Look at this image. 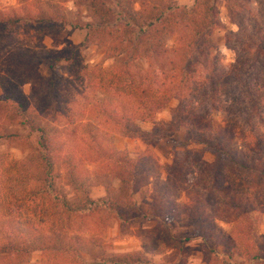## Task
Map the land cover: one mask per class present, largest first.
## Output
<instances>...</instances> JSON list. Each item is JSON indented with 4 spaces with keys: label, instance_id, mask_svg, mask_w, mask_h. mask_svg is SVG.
Masks as SVG:
<instances>
[{
    "label": "trees",
    "instance_id": "obj_1",
    "mask_svg": "<svg viewBox=\"0 0 264 264\" xmlns=\"http://www.w3.org/2000/svg\"><path fill=\"white\" fill-rule=\"evenodd\" d=\"M24 1L19 9L0 10V125L18 120L37 135V174L0 187V264H22L34 250L65 264H81L82 233L103 228V222L91 224L94 217H113L120 225L149 217L155 221L153 240L144 250H175L173 264H185L188 238H176L169 225L180 214L189 219L192 236L202 240L206 264H234L236 253L250 264H264L254 214L264 207V29L255 36L250 32L242 15L245 0H223L238 28L226 41L239 44L231 47L236 59L226 65L218 64L209 40L220 25L217 0H192L190 5L78 0L88 18L83 43L101 46L114 60L109 69L85 65L80 46L66 54L46 49L44 33H60L67 16L50 0ZM44 63L47 74L39 72ZM26 82L38 103L35 109L21 89ZM98 92L113 100L98 98ZM171 99L177 104L169 122L155 121V113ZM213 113L221 114L219 125ZM91 114L92 120L86 118ZM145 119L153 123L148 131L137 124ZM179 127L185 130L182 150L174 154L165 178L148 146L131 157L108 140L109 132L116 131L130 138L151 137V143L167 139L162 128ZM1 129L0 139L5 136ZM71 141L82 149L70 150ZM192 144L201 150L191 149ZM205 152L210 161L204 160ZM57 162L75 190V202L55 185ZM110 176L119 181L117 189ZM89 178L101 180L87 183ZM149 180L146 214L135 194ZM97 184L105 194L92 198L89 189ZM175 184L184 194L182 204L172 197ZM217 219L233 224L229 235L220 231ZM104 262L155 264L141 251Z\"/></svg>",
    "mask_w": 264,
    "mask_h": 264
},
{
    "label": "rangeland",
    "instance_id": "obj_2",
    "mask_svg": "<svg viewBox=\"0 0 264 264\" xmlns=\"http://www.w3.org/2000/svg\"><path fill=\"white\" fill-rule=\"evenodd\" d=\"M62 7V11L67 16L68 24L60 33L45 32L43 37V44L46 49L53 50L58 53L66 54L74 47H81L82 60L88 67L100 66L104 69L112 68L114 60L107 58L104 49L95 43H83L85 30L83 25L88 21L86 11L78 0H50ZM148 4H158V0H142ZM180 5H190L192 0H174ZM24 4V0H0V10L7 8L19 9ZM219 10L220 25L216 28L209 37L212 53L216 56L219 65H226L233 62L237 57V52L231 47H239L235 41L231 42L232 46L228 45L226 36L230 32H237L238 28L234 24L224 7L223 0L216 1ZM138 7V4L135 5ZM245 10L242 15L247 20L246 24L250 32L255 36L258 31L264 29V0H245ZM234 45V46H233ZM143 66V65H142ZM144 67V66H143ZM39 72L47 74L48 64L44 63L40 66ZM249 73H257L258 70L249 69ZM23 93L29 99L31 106L35 109L38 106L37 101L33 98L31 93V84L26 82L21 87ZM2 91L0 88V97ZM97 97L112 101L113 97L105 93H97ZM177 100L171 99L168 105L159 110L154 115L155 121H163L165 123L170 120V112L176 106ZM90 113V112H89ZM91 120L94 114L86 116ZM212 120L215 125L221 123V114L213 113ZM138 126L148 131L152 129L153 123L151 120L145 119L138 121ZM2 127V129H1ZM0 129L4 130L5 136L0 139V187L2 185H9L10 187L17 181H27L29 177H34L37 174L35 163L38 156L37 152V135L32 132L24 123L18 120L6 119L1 125ZM158 129V127H157ZM160 132L167 134V139H160L151 142V137L137 136L126 137L116 131H110L108 140L113 143L117 150H127L131 157L149 147L155 159L160 163V176L165 178L167 176V167L172 162L174 154L180 153L182 146L180 142L184 137V128H177L176 130H169L162 128ZM14 133V134H11ZM72 139V138H71ZM74 142V141H73ZM70 142L68 145L70 150L78 151L82 149L81 145ZM191 149L200 151L202 146L200 144H192ZM72 152V151H70ZM180 156V154H179ZM204 160L210 161L211 155L208 152L204 154ZM90 164L85 163L84 167L91 169ZM36 173V174H35ZM187 174V172L185 173ZM54 182L57 189L64 193L69 201H76V193L71 185L68 184L64 167L60 162H57L53 170ZM111 186L115 189L119 186L117 178L108 177ZM101 180V179H100ZM88 179L89 182L99 183V181ZM151 183L149 180L147 184L135 195V200L142 211L149 213L151 202ZM90 196L92 198L102 197L105 194V189L101 184L93 185L90 189ZM172 197L177 203L184 202V194L181 189L175 184L171 191ZM257 215V225L255 228L256 239L259 242H264V207L254 212ZM103 224L102 230L94 229L85 230L83 235V246L80 249L82 257L81 264H109L105 263L106 258L120 256L125 253L133 251H141L146 258L153 261L155 264H173L177 257V251H167L164 253H153L144 250L153 240V223L150 220L138 219L128 225H120L113 217H108V220L101 217H94L91 224ZM217 225L220 231L229 235L232 231L233 224L224 220L217 219ZM149 225V226H148ZM169 225L172 233L178 239L188 238L184 243L187 249L185 264H206L201 251L202 240L195 238L191 234V224L186 215L180 214L169 219ZM37 243H42L38 241ZM234 264H250L243 255L234 254L232 258ZM22 264H65L61 258L54 259L52 256H43L40 250H34Z\"/></svg>",
    "mask_w": 264,
    "mask_h": 264
},
{
    "label": "crops",
    "instance_id": "obj_3",
    "mask_svg": "<svg viewBox=\"0 0 264 264\" xmlns=\"http://www.w3.org/2000/svg\"><path fill=\"white\" fill-rule=\"evenodd\" d=\"M142 188H143V187H142ZM142 188H141V189H142ZM141 189H140V190H141ZM140 190H139V191H140ZM139 191H138V192H139ZM138 192H137V193H138ZM137 193H136V194H137ZM136 194H135V195H136ZM137 204H138V203H137ZM138 206H139V205H138ZM140 209H141V208H140ZM141 210H142V209H141ZM149 210H150V208H149ZM143 212H144V211H143ZM144 213H147V212H144ZM138 219L150 220L151 222H154V223H153V227H154V225H155V221L152 220V219H150L149 217H147V218H137V219H135L134 221H136V220H138ZM134 221H133V222H134ZM148 226H149V225H148ZM169 251H172V250H169ZM174 251H175V250H174ZM165 252H167V251H165ZM162 253H164V252H162Z\"/></svg>",
    "mask_w": 264,
    "mask_h": 264
}]
</instances>
